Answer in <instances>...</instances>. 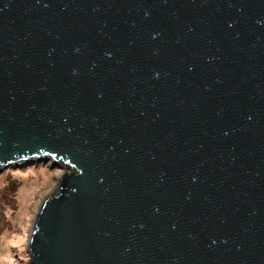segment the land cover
Instances as JSON below:
<instances>
[{
    "label": "water",
    "instance_id": "obj_1",
    "mask_svg": "<svg viewBox=\"0 0 264 264\" xmlns=\"http://www.w3.org/2000/svg\"><path fill=\"white\" fill-rule=\"evenodd\" d=\"M40 160L28 264H264V0H0V172Z\"/></svg>",
    "mask_w": 264,
    "mask_h": 264
},
{
    "label": "rangeland",
    "instance_id": "obj_2",
    "mask_svg": "<svg viewBox=\"0 0 264 264\" xmlns=\"http://www.w3.org/2000/svg\"><path fill=\"white\" fill-rule=\"evenodd\" d=\"M62 168L30 161L0 172V264H28L29 233L42 200L53 190Z\"/></svg>",
    "mask_w": 264,
    "mask_h": 264
}]
</instances>
